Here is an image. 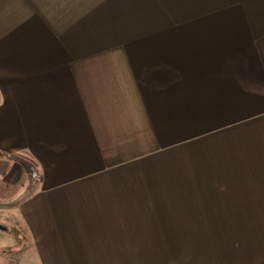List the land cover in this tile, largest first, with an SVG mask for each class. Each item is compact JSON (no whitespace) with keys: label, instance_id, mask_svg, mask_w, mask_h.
Listing matches in <instances>:
<instances>
[{"label":"crops","instance_id":"crops-1","mask_svg":"<svg viewBox=\"0 0 264 264\" xmlns=\"http://www.w3.org/2000/svg\"><path fill=\"white\" fill-rule=\"evenodd\" d=\"M0 209L32 264H264V0H0Z\"/></svg>","mask_w":264,"mask_h":264},{"label":"rangeland","instance_id":"rangeland-1","mask_svg":"<svg viewBox=\"0 0 264 264\" xmlns=\"http://www.w3.org/2000/svg\"><path fill=\"white\" fill-rule=\"evenodd\" d=\"M0 227H3L0 229V245L4 248L0 252V264H32L31 258L22 260L32 245L26 229L12 210L0 209ZM168 257L163 260L167 264H198L199 251L181 250L174 256L170 251Z\"/></svg>","mask_w":264,"mask_h":264},{"label":"built area","instance_id":"built-area-1","mask_svg":"<svg viewBox=\"0 0 264 264\" xmlns=\"http://www.w3.org/2000/svg\"><path fill=\"white\" fill-rule=\"evenodd\" d=\"M31 179H32L33 183H39L42 180V176L38 172L32 171L31 172Z\"/></svg>","mask_w":264,"mask_h":264},{"label":"water","instance_id":"water-1","mask_svg":"<svg viewBox=\"0 0 264 264\" xmlns=\"http://www.w3.org/2000/svg\"><path fill=\"white\" fill-rule=\"evenodd\" d=\"M0 229H3V227H0Z\"/></svg>","mask_w":264,"mask_h":264}]
</instances>
